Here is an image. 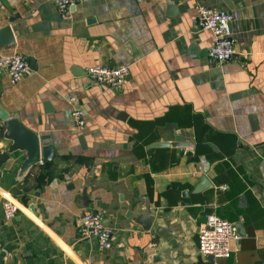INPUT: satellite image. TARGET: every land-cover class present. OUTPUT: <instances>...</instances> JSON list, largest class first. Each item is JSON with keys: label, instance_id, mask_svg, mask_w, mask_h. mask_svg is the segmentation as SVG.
<instances>
[{"label": "crops", "instance_id": "0c3cea01", "mask_svg": "<svg viewBox=\"0 0 264 264\" xmlns=\"http://www.w3.org/2000/svg\"><path fill=\"white\" fill-rule=\"evenodd\" d=\"M228 1L82 0L61 19L56 0H0V56L30 67L17 84L0 70V109L40 148L23 175L25 150L0 164V264H264V0ZM197 4L231 13L232 62L209 59ZM95 66H129L123 88L90 82ZM85 211L111 228L108 251L78 237ZM211 214L238 228L227 259L199 254Z\"/></svg>", "mask_w": 264, "mask_h": 264}, {"label": "built area", "instance_id": "2783aa9c", "mask_svg": "<svg viewBox=\"0 0 264 264\" xmlns=\"http://www.w3.org/2000/svg\"><path fill=\"white\" fill-rule=\"evenodd\" d=\"M80 2L82 0H56L55 6L59 17L61 19L69 17L71 8ZM194 11L199 29L212 36V45L208 50L209 59L220 65L232 62L235 50L230 31L231 13L226 10L210 9L201 4L195 5ZM0 70L6 72L11 84L19 83L30 73L28 61L18 53L0 56ZM85 74L90 82L99 87L121 90L129 75V66L88 67ZM68 101L73 104L75 99L71 97ZM71 114L77 126L82 127L85 123L82 111L75 109ZM17 213V205L10 199H5L3 219L10 221ZM75 227L78 237L95 239L100 251L106 252L112 248L113 233L101 214L85 211L76 217ZM197 234L199 254L214 259H227L240 240L237 226L214 214L209 215L205 222L199 225ZM156 247V242L152 241L150 249L155 250Z\"/></svg>", "mask_w": 264, "mask_h": 264}, {"label": "water", "instance_id": "95a60500", "mask_svg": "<svg viewBox=\"0 0 264 264\" xmlns=\"http://www.w3.org/2000/svg\"><path fill=\"white\" fill-rule=\"evenodd\" d=\"M226 6L228 7V9H232V6L230 4V2L228 0H224ZM4 34L6 35L5 42L2 43L3 46L9 45L11 43H13V36L11 33L10 28H6ZM1 97V94H0ZM7 117L8 115L2 111L0 109V121L3 123L2 127L4 128L3 132H0V139H12L14 140L13 145L11 146L10 150L8 151V153H2L0 154V164L9 158V155L12 152H15L17 150H25L27 152L28 155V159L27 162L23 165V167L21 168V175H23L25 173V171L27 170L28 165H33L35 163H37L40 159V148H39V144L38 141L33 140L31 138L30 134H24L21 133L19 130H13L12 127H8L6 121H7ZM79 141L81 143V146L84 147V142L82 137L79 138ZM175 144V146H179L178 144H182V143H173ZM168 144H164V143H160L158 144V146H165ZM181 146H186V145H181ZM42 152V159L43 160H51L54 158V151L52 149V147L48 146V147H43L41 149ZM201 182L204 183L205 185H208L207 181L205 178L201 179ZM209 186V185H208ZM94 213V212H93ZM152 218H146V219H140L139 223L142 225V228L145 231H148L151 227L152 224ZM156 233H159V230L156 231ZM210 260L212 259V257H208Z\"/></svg>", "mask_w": 264, "mask_h": 264}]
</instances>
